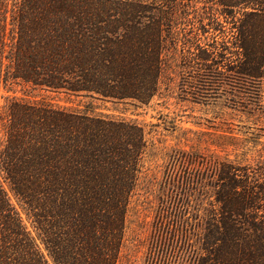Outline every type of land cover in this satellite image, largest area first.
Returning <instances> with one entry per match:
<instances>
[{
    "label": "trees",
    "instance_id": "16d2710c",
    "mask_svg": "<svg viewBox=\"0 0 264 264\" xmlns=\"http://www.w3.org/2000/svg\"><path fill=\"white\" fill-rule=\"evenodd\" d=\"M182 62L193 96L228 75L256 95L264 0H0V264H119L148 149L134 121L2 90L147 105ZM253 144L252 163L216 162L194 264H264V144ZM188 180L173 189L200 209L203 187Z\"/></svg>",
    "mask_w": 264,
    "mask_h": 264
},
{
    "label": "rangeland",
    "instance_id": "374dc122",
    "mask_svg": "<svg viewBox=\"0 0 264 264\" xmlns=\"http://www.w3.org/2000/svg\"><path fill=\"white\" fill-rule=\"evenodd\" d=\"M224 26L230 28L228 24ZM226 41L219 35L214 42L224 45ZM182 66L183 62L180 67L171 66L159 95L147 105L94 100L31 87H14L15 95L2 90L4 97L18 96L62 109L131 120L144 128L148 149L139 186L131 200L119 264H194L199 253L197 217L203 216L212 202L209 192L216 162L252 163L253 143L258 140L264 144V85L254 89L256 95L248 97L246 93L250 91H244L228 75L230 78L221 81L217 94L193 96L184 83L191 74L184 79L178 76ZM186 179L203 187L196 193L200 209L192 199L173 189Z\"/></svg>",
    "mask_w": 264,
    "mask_h": 264
}]
</instances>
